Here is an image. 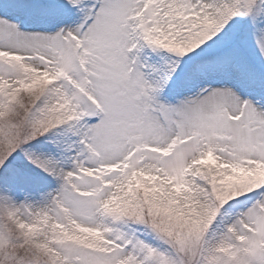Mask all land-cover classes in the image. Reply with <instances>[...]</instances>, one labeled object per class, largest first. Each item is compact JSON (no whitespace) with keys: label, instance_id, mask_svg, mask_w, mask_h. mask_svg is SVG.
<instances>
[{"label":"snow or ice","instance_id":"1","mask_svg":"<svg viewBox=\"0 0 264 264\" xmlns=\"http://www.w3.org/2000/svg\"><path fill=\"white\" fill-rule=\"evenodd\" d=\"M0 264H264V0H0Z\"/></svg>","mask_w":264,"mask_h":264}]
</instances>
